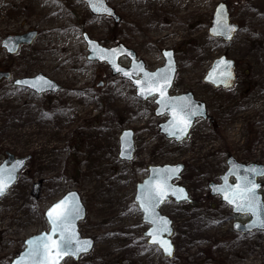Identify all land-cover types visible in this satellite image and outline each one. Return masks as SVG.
Here are the masks:
<instances>
[{"label": "rangeland", "instance_id": "374dc122", "mask_svg": "<svg viewBox=\"0 0 264 264\" xmlns=\"http://www.w3.org/2000/svg\"><path fill=\"white\" fill-rule=\"evenodd\" d=\"M223 2L239 26L230 41L211 37L215 6ZM119 20L95 15L82 0H0V162L6 152L28 157L15 183L0 198V264H10L30 235L48 230L44 211L69 190L85 208L82 236L94 239L87 254L61 264H264V232L234 235V215L218 198L204 199L231 155L264 164V0H106ZM35 30L29 44L7 54L8 35ZM76 44L62 37L71 33ZM168 32L167 36H161ZM86 34L100 45L123 44L146 68L163 65L162 49L173 50L172 94L191 91L206 103L210 120L197 119L187 138L175 143L158 131L154 98L142 100L133 84L112 75L105 62L88 58ZM235 64L229 88L203 82L212 61ZM119 64L128 66L126 57ZM41 73L56 92L36 94L12 79ZM133 131L134 154L119 158V135ZM182 163L175 183L189 203L165 201L160 212L172 221V257L147 244L135 186L148 165ZM264 180V178L262 179ZM39 182L37 196L32 185ZM264 194V181H262ZM208 202H211L209 204Z\"/></svg>", "mask_w": 264, "mask_h": 264}, {"label": "water", "instance_id": "95a60500", "mask_svg": "<svg viewBox=\"0 0 264 264\" xmlns=\"http://www.w3.org/2000/svg\"><path fill=\"white\" fill-rule=\"evenodd\" d=\"M87 3L89 9L93 14L96 15H107L112 16L115 21L119 20V17L114 13L113 9L109 7L105 0H103L104 6L110 10L111 15L104 14L103 12H96L93 11V8L90 6L89 0H83ZM221 6L223 8L221 9ZM221 10L222 13V19L225 20L226 24L228 25L229 29H232L231 31H228L225 29L226 35H213L212 29L217 27L216 20H217V11ZM239 27L236 23L230 22L229 16H228V10L224 3L220 2L218 3L213 11L212 18H211V24L208 28V33L210 36L215 38H221L224 41H230L234 34L238 31ZM36 35L35 30L28 31L23 34H17V35H8L4 37L1 41V46L6 50L8 54H13L16 52L18 46L22 43L29 44L33 40V38ZM84 40L87 44V50L89 51L88 58L92 60H97L99 62H106V64L110 67L112 75L120 74L122 78L128 79L132 82L133 86L136 88V96L141 98L142 100H146L143 96L140 95L139 88L134 83L137 79H143V72H140V66L143 67V70L148 73H156L158 70L165 69L169 66V63L171 64V72L170 74V86L167 87L165 95L169 98H172L175 100H186L191 102L192 109L195 110V115L191 116L190 118V125L187 127L185 132L183 134L177 132V135H172V128H171V121H172V114L170 110H166L161 104L157 103V101L160 99V96L158 93L152 95L156 96L154 99V102L156 104V107L154 109L155 116H163L167 115V118L164 121H161L157 124L159 133L163 134V136L166 139H173L175 143H178L185 139L190 129L192 128L194 121L197 118L206 119V107L205 103L202 101H199L193 97L192 92L187 91L180 94H171L170 89L172 88V84L174 81L175 73H176V62L173 54V50L171 49H163L161 50V54L164 59V64L160 67L155 68L154 70H148L145 67L144 62L141 59H137V55L135 51H133L130 48L125 47L123 44L119 43L115 46L111 47H104L99 45L98 42H96L93 39H90L87 37V35L84 34ZM7 45V46H5ZM99 50H117L116 55L114 57H110L114 60V63L116 67H119L120 69L124 71L132 72L135 70L138 74L134 75L131 79H129L128 76H125L123 72L116 71V67L113 66L112 63H109L107 59H102L101 54ZM165 53H171V57L164 55ZM127 57L129 59V65L127 67L122 66L119 64V58L120 57ZM221 61H224L226 63H221ZM10 74L7 71H0V79L2 77L9 78ZM38 78H43L42 80H39ZM203 81L206 83L211 84L213 87H222V88H229L233 85L235 81V65L232 59L226 58L224 55H221L217 58H215L210 68L206 71ZM13 85L28 88L32 91H34L37 94H41L43 92H55L59 89V85L54 82L51 79H48L47 77L43 76L41 73H37L35 76L31 77H20L15 78L12 81ZM149 96V97H152ZM148 97V98H149ZM147 98V99H148ZM128 134L127 136L125 134ZM123 152V154H122ZM133 152H134V142H133V131L129 128L123 129L119 135V158L125 161H130L133 158ZM28 160V157H15L10 152L5 153V158L0 162V167H4L7 169H11L13 165H16L17 161L22 162V167H19L15 172V180L13 183H11L10 187L15 183L17 179L18 172L24 167L25 162ZM226 169L223 171L222 174L219 175V182H209L207 187L209 189V193L213 196H219L222 202H225L228 206L231 207V212L233 214L238 215H248L249 219L248 221L244 223H240L238 221L233 222L232 228L234 231L239 232L241 234H246L252 231H258V232H264V227H260L257 217H254L250 213L237 211L235 204L229 203L228 200L225 199V195H232V192L236 190V186L238 184H242V180L244 177H248L252 179L256 184L260 185V187L257 189V195L262 203L264 205L263 195L260 192L261 190V183L260 179L264 177V175H253L251 172L248 171L250 168H255L257 170H264V164L259 163H243L240 161H237L233 156H228L225 160ZM178 168L179 171L175 174L165 173V169H176ZM183 170V164L182 163H176V164H157V165H148L147 167V174L146 176L139 182H137L135 186V193L133 197V201L136 203L139 211L141 212L142 222L147 225L146 230L144 231V236L147 238V243L150 245H155L162 253L163 257H172L174 252V246L171 242V235L173 234V228H172V221L171 219L162 214L159 210L160 206L169 199V197H172L176 202H182V201H189L188 193L186 189L174 183L175 180H177L180 176V173ZM164 175H169L170 178L167 180V184L171 187L167 189V194L159 202L154 211L156 214H158V217L166 219L168 221L167 227L170 230L169 232H165L162 234V239L168 241L171 244V255H168L163 248L160 247L159 244L153 243L152 237L148 235L150 231L153 230V225L149 222L150 216H146L143 208L141 207V201L138 200V196L146 195L149 187L155 189L158 185H161L163 183L162 177ZM9 187V188H10ZM8 188V189H9ZM7 189V190H8ZM183 190L180 192L179 190ZM226 189H230L226 191ZM6 190V191H7ZM39 191V182H35L32 185L31 193L33 196H37ZM3 195H0V198ZM179 197V198H178ZM186 197V198H184ZM68 201V205L66 207L71 206L73 204L77 205L79 207V217L74 218L72 220V228L74 229L76 233V237L81 241H88L90 244L87 246V251H81L77 255H65L62 259L59 260V264L62 263V261L65 258H72L74 261H76L79 256L83 254H87L91 251L93 245H94V239L89 236H82L79 232L78 224L80 221H82L85 217V208L82 204L81 198L79 194L75 190H69L65 192L61 197H59L55 202H53L45 211H44V217L46 220V223L48 225V230H42L39 233L30 235L24 240V248L12 258L10 264H16V262L20 259V257L27 251V241L42 236L44 234H52V225L50 223L48 212L53 208L54 205H57L61 201ZM239 202V201H237ZM262 214H264V207L261 209ZM239 226V227H237ZM55 240H59V232L56 233V235L53 237Z\"/></svg>", "mask_w": 264, "mask_h": 264}, {"label": "snow or ice", "instance_id": "6c2138e0", "mask_svg": "<svg viewBox=\"0 0 264 264\" xmlns=\"http://www.w3.org/2000/svg\"><path fill=\"white\" fill-rule=\"evenodd\" d=\"M89 3L93 11L111 15L110 10L104 6L103 0H89ZM222 8L223 6H221ZM216 24L217 27L212 29L213 35H226L225 29L228 31L232 30L228 28L225 20L222 19L221 10L217 11ZM99 51L102 59H107L109 63H112L116 67L114 60L110 57H114L117 50ZM164 55L169 58L171 57V53H165ZM221 63L226 62L221 61ZM139 70L143 72V79H137L134 83L139 88L140 95L147 99L149 96L158 93L160 99L157 103L161 104L166 110H170L172 114L171 134L177 135V132L183 134L187 127H189L190 118L195 115V110L192 109L190 101L183 99L174 101L165 95L167 87L170 86L169 73L171 72V64L169 63L168 67L158 70L156 73H148L143 70L142 66H140ZM116 71H122L129 79L138 74L135 70L129 72L119 67H116ZM38 79L42 80L43 78ZM125 135L127 136L128 134L126 133ZM19 167H22L21 161H17L16 165H13L11 169L0 167V195H4L11 183L14 182L15 172ZM178 171V168L164 170L165 173L170 174H175ZM248 171L253 175H264V170L250 168ZM169 178V175H164L161 185H158L155 189L149 187L147 194L138 196V200L141 201V207L146 216H150L149 222L153 225V230L148 235L152 237L153 243L159 244L168 255H171V244L162 239V234L170 231L167 227L168 221L158 217V214L154 211L156 205L166 196L167 189L171 187L167 184ZM259 187L260 185L256 184L252 179L244 177L242 184L236 186V190L232 192L231 196L225 195V199L229 203L235 204L237 211L247 212L257 217V222L260 227H264V214L261 212L264 205H262L257 195V189ZM228 190L230 189H226V191ZM179 191L182 192L183 190L181 189ZM66 205H68L67 200L61 201L53 206L47 214L52 225V234H44L27 241V251L20 257L16 264H59V260L65 255L75 256L81 251H87V246L90 242H81L76 237V233L72 228V220L79 217V207L75 204L68 207ZM57 232H59L58 241L53 239Z\"/></svg>", "mask_w": 264, "mask_h": 264}, {"label": "flooded vegetation", "instance_id": "af4514ba", "mask_svg": "<svg viewBox=\"0 0 264 264\" xmlns=\"http://www.w3.org/2000/svg\"><path fill=\"white\" fill-rule=\"evenodd\" d=\"M1 80H3V79H0V81ZM175 80V79H174ZM173 83H174V81H173ZM172 86H173V84H172ZM171 91V90H170ZM184 92H187V91H184ZM184 92H181V93H184ZM191 92V91H190ZM171 93V92H170ZM172 94V93H171ZM178 94H180V93H178ZM193 94V93H192ZM193 97L195 98V99H197L195 96H194V94H193ZM198 100V99H197ZM199 101H201V100H199ZM203 102V101H202ZM205 103V102H204ZM205 107H206V114H207V120H210L211 119V116L208 114V110H207V106H206V103H205ZM205 120V119H204ZM161 122V121H160ZM159 123V122H158ZM262 181H264V180H261V186L263 185V183H262ZM209 182H211V181H209ZM208 182V183H209ZM212 182H219V175H218V179L217 180H212ZM261 193H262V195H263V198H264V194H263V192H262V189H261ZM218 198V200L220 201V202H222L221 201V199H220V197L219 196H212L210 193H209V190H207V192H206V194H205V196H204V199L206 198V199H210V198ZM194 199H195V197H191V201H190V203L191 202H193L194 201ZM209 204H211V202H208ZM224 203V202H223ZM226 204V203H225ZM230 212H231V209H230ZM247 217V220L249 219V217L248 216H246ZM247 220H244V221H241V223L242 222H246ZM231 228H232V224H231ZM232 230H233V228H232ZM233 233H234V235H240L241 233H239V232H236V231H234L233 230ZM243 235V234H242ZM245 235V234H244Z\"/></svg>", "mask_w": 264, "mask_h": 264}, {"label": "bare ground", "instance_id": "6f19581e", "mask_svg": "<svg viewBox=\"0 0 264 264\" xmlns=\"http://www.w3.org/2000/svg\"><path fill=\"white\" fill-rule=\"evenodd\" d=\"M157 2V0H151V3H156ZM71 33V32H70ZM167 33L168 32H164V34H162L161 36H167ZM62 41L67 45H72V47H74L75 46V44H76V37H75V35L74 34H70V35H68V36H64V37H62Z\"/></svg>", "mask_w": 264, "mask_h": 264}]
</instances>
